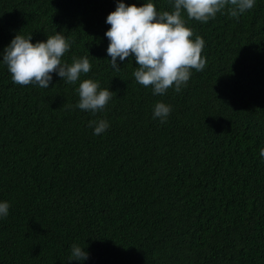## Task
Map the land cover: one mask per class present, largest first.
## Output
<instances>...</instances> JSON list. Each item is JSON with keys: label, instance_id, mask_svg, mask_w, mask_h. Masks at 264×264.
Instances as JSON below:
<instances>
[{"label": "trees", "instance_id": "1", "mask_svg": "<svg viewBox=\"0 0 264 264\" xmlns=\"http://www.w3.org/2000/svg\"><path fill=\"white\" fill-rule=\"evenodd\" d=\"M115 7L0 0V52L19 31L33 43L61 31L74 41L63 60L88 56L81 80L114 92L94 115L74 107L80 81L21 86L0 65V200L10 203L0 264H81L69 261L74 243L89 252L83 264H264V0L239 18L184 13L207 63L164 96L136 82L134 59L111 68ZM161 101L166 123L152 115ZM101 118L110 127L94 135L89 121Z\"/></svg>", "mask_w": 264, "mask_h": 264}, {"label": "clouds", "instance_id": "2", "mask_svg": "<svg viewBox=\"0 0 264 264\" xmlns=\"http://www.w3.org/2000/svg\"><path fill=\"white\" fill-rule=\"evenodd\" d=\"M172 11H158L153 0L140 4H127L125 0H116V7L106 17L110 27L105 32L109 40L106 49L109 63L114 71H120L121 64L135 60L137 66L133 72L136 82L150 87L153 95L164 96L170 88L179 93L187 86L192 70L203 71L206 57L202 56L205 41L194 37L188 20L207 23L217 14L229 9L230 15H240L254 8L256 0H169ZM74 41L61 31L47 36L46 40L33 43L32 34L22 35L20 31L0 52V65L7 66L13 83L26 86L34 85L42 89L50 88L53 75L67 84H76L79 100L74 105L82 111L92 114L103 111L113 98V91L102 88L98 80H81L82 74L92 70L88 56L73 57L69 64L63 60ZM172 112V106L157 102L153 108V119L166 123ZM88 126L94 135L105 133L110 127L107 119L90 120ZM264 160V148L260 150ZM10 203L0 200V219L8 216ZM89 252L79 244H73L69 261L83 264L88 260Z\"/></svg>", "mask_w": 264, "mask_h": 264}]
</instances>
